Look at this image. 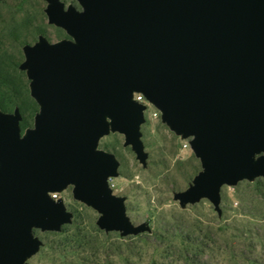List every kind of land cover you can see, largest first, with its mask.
Masks as SVG:
<instances>
[{"label": "water", "instance_id": "1", "mask_svg": "<svg viewBox=\"0 0 264 264\" xmlns=\"http://www.w3.org/2000/svg\"><path fill=\"white\" fill-rule=\"evenodd\" d=\"M48 23L66 31L57 43L25 45L19 69L39 105L22 134L19 108L0 111V264H27L42 241L73 221L52 194L100 214L106 233L137 236L148 228L127 216L109 181L119 162L99 150L111 132L125 136L146 166L141 140L147 106L190 145L203 171L175 194L181 206L264 179V0H45Z\"/></svg>", "mask_w": 264, "mask_h": 264}, {"label": "rangeland", "instance_id": "2", "mask_svg": "<svg viewBox=\"0 0 264 264\" xmlns=\"http://www.w3.org/2000/svg\"><path fill=\"white\" fill-rule=\"evenodd\" d=\"M61 2L81 10L77 0ZM47 6L45 0H0V38L6 40L2 47L20 65L25 60L23 47L35 45L40 36L51 43L70 38L48 23ZM143 104L147 110L140 131L146 166L132 147L125 146L122 134L111 132L101 138L99 150L118 160V176L109 181L110 187L125 199L132 224L148 230L127 237L102 231L97 225L100 214L75 200L70 186L56 195L73 214L72 223L61 232L34 229L43 245L27 264H83L82 260L92 264L99 259L101 264H264V179L224 186L220 213L208 199L181 206L175 194L193 184L203 171L201 161L191 148V138L178 136L155 106L146 100ZM27 123L26 130L33 129L35 117H28ZM26 130L22 129L23 135ZM94 231L100 233L91 240L92 247L84 249L73 242Z\"/></svg>", "mask_w": 264, "mask_h": 264}, {"label": "trees", "instance_id": "3", "mask_svg": "<svg viewBox=\"0 0 264 264\" xmlns=\"http://www.w3.org/2000/svg\"><path fill=\"white\" fill-rule=\"evenodd\" d=\"M4 42H6V40L0 38V111L11 113L14 112L16 108H19L23 115L21 127L23 130H26L28 126L27 118H34L39 112V107L30 96V82L27 81L25 74L19 70L20 61H14L6 51L4 52L2 47ZM99 233L100 231H94L91 235H78L73 242L80 244L84 249L90 248L92 247L91 240L98 237ZM81 262H83V264L86 263L85 260ZM101 263L99 259L98 263L92 264Z\"/></svg>", "mask_w": 264, "mask_h": 264}, {"label": "built area", "instance_id": "4", "mask_svg": "<svg viewBox=\"0 0 264 264\" xmlns=\"http://www.w3.org/2000/svg\"><path fill=\"white\" fill-rule=\"evenodd\" d=\"M134 99H135L136 101L140 102V103H145V100H146V99L143 97V95H141V94H136L135 97H134ZM52 197H53L55 200H57V195H56V194H52Z\"/></svg>", "mask_w": 264, "mask_h": 264}]
</instances>
